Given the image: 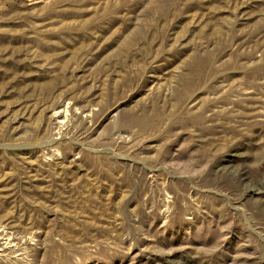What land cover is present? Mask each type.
Returning <instances> with one entry per match:
<instances>
[{"label":"rangeland","instance_id":"rangeland-1","mask_svg":"<svg viewBox=\"0 0 264 264\" xmlns=\"http://www.w3.org/2000/svg\"><path fill=\"white\" fill-rule=\"evenodd\" d=\"M4 228L0 264H264V0H0Z\"/></svg>","mask_w":264,"mask_h":264},{"label":"bare ground","instance_id":"bare-ground-1","mask_svg":"<svg viewBox=\"0 0 264 264\" xmlns=\"http://www.w3.org/2000/svg\"><path fill=\"white\" fill-rule=\"evenodd\" d=\"M60 106H58L57 108H56V111L55 112H53L54 113V124H56V127L58 128L57 130H61V128L63 127V125H65L66 124V118L68 119V117H67V113H68V111H67V113H65V110H67V109H63V110H58V108H59ZM60 109V108H59ZM244 172V171H243ZM246 177V176H245ZM245 182V181H244ZM263 182V181H262ZM252 189V188H251ZM257 190V189H256ZM253 193V192H252ZM263 193V192H262ZM4 226V225H3ZM5 227V226H4ZM4 230H5V228H4ZM3 231V230H2ZM2 231H0V262H2V261H6V259L7 258H10V256L12 255L11 254V252H14V251H16V250H22L21 252L22 253H20V255H22V256H19V257H17V256H15L14 255V257L16 258V259H19V260H21V259H24V258H26L27 259V253H29V252H27L28 251V249H29V246L28 245H25V243L24 242H22L21 241V239L19 240L17 237H14V236H11V235H9V236H7V234L8 233H6V230H5V232H2ZM8 232V231H7ZM14 233V232H13ZM21 235V234H20ZM26 238V237H25ZM24 238V239H25ZM23 239V240H24ZM29 239V238H28ZM2 240H4V241H2ZM27 243V242H26ZM16 249V250H15ZM26 250V251H25ZM17 252H19V251H17ZM27 252V253H26ZM19 254V253H18ZM13 256V255H12ZM29 257V256H28ZM14 259V258H13ZM29 260V259H28ZM7 262H8V260H7ZM9 262H11V260L9 261ZM16 262H17V260H16ZM31 262V261H30ZM13 263H14V260H13Z\"/></svg>","mask_w":264,"mask_h":264}]
</instances>
